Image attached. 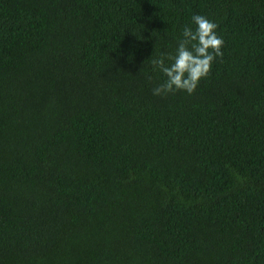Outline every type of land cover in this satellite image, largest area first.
I'll list each match as a JSON object with an SVG mask.
<instances>
[{"label": "trees", "instance_id": "1", "mask_svg": "<svg viewBox=\"0 0 264 264\" xmlns=\"http://www.w3.org/2000/svg\"><path fill=\"white\" fill-rule=\"evenodd\" d=\"M0 264H264V0H0Z\"/></svg>", "mask_w": 264, "mask_h": 264}, {"label": "clouds", "instance_id": "2", "mask_svg": "<svg viewBox=\"0 0 264 264\" xmlns=\"http://www.w3.org/2000/svg\"><path fill=\"white\" fill-rule=\"evenodd\" d=\"M192 21L196 25L195 30L184 28L183 39L174 55L162 53L151 60L153 69H158L166 77L164 83L153 89L154 95L176 91L193 94L199 82L210 74L216 58L223 56L224 40L217 35L218 25L203 15H194Z\"/></svg>", "mask_w": 264, "mask_h": 264}]
</instances>
